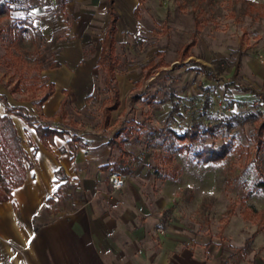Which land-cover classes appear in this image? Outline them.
Returning a JSON list of instances; mask_svg holds the SVG:
<instances>
[{"label": "rangeland", "instance_id": "374dc122", "mask_svg": "<svg viewBox=\"0 0 264 264\" xmlns=\"http://www.w3.org/2000/svg\"><path fill=\"white\" fill-rule=\"evenodd\" d=\"M33 4L24 0L10 14L0 15V87L9 92L12 103L22 102L35 113L45 91L41 86L48 84L38 58L48 68L47 62L62 55V45L71 42L84 21L76 15L80 12L74 4L66 14L74 33L61 27L44 34L28 13ZM134 5L138 12L133 17L126 5L119 6L114 83L120 103L111 111L109 123L101 125L109 92L103 71L95 64L88 68L86 90L79 81L74 92L67 87L58 122L92 143L85 147L94 152L98 163H112L120 156L129 168L125 185H141L146 200L159 197L170 204L162 209L163 217L175 216L177 224L216 244L225 255L230 252L241 261L264 264V221L259 220L260 213L264 216V191L253 187L257 172L264 174V137L258 146L252 138L253 122L229 121L231 114L247 108L236 100L252 105L264 100V0H134ZM94 11L95 23L86 27L94 39L82 44L86 58L96 55L108 18L102 5ZM89 15L87 10L81 16ZM24 17L33 28L19 32L24 24L19 19ZM83 91L91 96L77 103ZM174 102L178 111L171 115ZM199 114L203 128L215 126L212 132L201 133L203 142H230L220 161L197 162L192 148L180 147L167 129L174 126L181 131ZM154 128L161 129L162 135L155 134ZM112 138L120 140L131 155L124 154L115 141L107 152L106 143ZM168 154L177 164L175 177L168 173ZM108 171H102L100 179L105 180ZM57 195L49 207L71 209L74 199L77 203L83 198L74 184L67 183ZM53 215L54 210H48L42 219Z\"/></svg>", "mask_w": 264, "mask_h": 264}, {"label": "crops", "instance_id": "0c3cea01", "mask_svg": "<svg viewBox=\"0 0 264 264\" xmlns=\"http://www.w3.org/2000/svg\"><path fill=\"white\" fill-rule=\"evenodd\" d=\"M33 2L28 13L33 17V24L39 25L44 34H51L61 27L74 33V26L69 27V16L66 15L71 13L74 4L80 12L76 15L84 21L80 22L81 30L71 42L62 45V55L55 57L59 65L41 69L42 75L48 78L47 83H53L54 91L32 113L61 124L59 110L63 108L62 99L67 101V87L74 92V83L79 81L86 90L88 68L93 64L96 66L101 40L94 58L84 57L82 50L84 42L94 39L92 31L86 28L88 22L95 23L94 8L102 5L108 16L101 39L109 15L105 0ZM122 4L128 7L131 16L136 6L134 0H114L118 13L114 47L121 29L119 6ZM56 9L58 12L53 13ZM87 10L90 18L81 16ZM87 93L83 91L76 102L82 103ZM0 94L6 96L10 105H23L31 112L22 102L12 103L9 92H2L1 87ZM4 111L0 100V114ZM10 116L28 160H24L22 182L11 189L8 199L0 200V264H250L231 257L230 252L225 255L216 244L192 234L177 224L175 216L163 217L162 209L166 210L170 204L162 203L159 197L146 200L141 185L124 184L113 189L107 177L120 156L112 163L108 160L98 163L94 152L86 150L85 146H90L91 142L88 144L82 138L84 144L74 142L71 150L68 136L54 135L51 140L40 138L22 118L15 114ZM113 142L114 138L107 141V152ZM106 164H109L108 168L102 167ZM105 169L109 170L106 183L104 178L100 179ZM66 183L74 184L83 198L77 203L74 199L75 206L71 209L49 207ZM48 210H54V215L43 221Z\"/></svg>", "mask_w": 264, "mask_h": 264}, {"label": "trees", "instance_id": "16d2710c", "mask_svg": "<svg viewBox=\"0 0 264 264\" xmlns=\"http://www.w3.org/2000/svg\"><path fill=\"white\" fill-rule=\"evenodd\" d=\"M22 0H0V15H8L10 12L17 7L19 2ZM106 11L109 15V19L101 39V47L96 59V66L100 67L103 71V82L104 88L109 92V95L106 96L103 101L102 106V122L101 125L106 127L109 123L111 117V111L116 109L119 105L118 91L115 88V77H114V68L116 65V54H115V38L114 33L116 31V20L118 18V13L114 7V0H105ZM26 7V6H25ZM138 12L137 5L133 9V14L136 16ZM19 21L23 22V25L18 27L19 32L29 31V27L33 28L31 23L27 18H20ZM193 43V40L185 45L184 50L186 51L188 47ZM40 62V70L44 68V63L38 58ZM49 67L58 66L59 63L56 60H51L47 62ZM206 73H209L206 70ZM45 89L44 93L41 95L37 104L42 103L48 95L54 91L53 83H48L47 86H41ZM91 95L88 94L85 96L87 100ZM0 100L4 104L5 111L3 114H0V200H6L10 197V191L14 186L19 185L24 177L25 165L24 160H28L27 153L22 146L21 139L17 130L14 126L10 114H15L22 118V120L29 126L33 127L36 131V134L40 138L52 139L54 135L65 137L68 136V145L71 150L74 148V142L78 144H84L82 137L76 132L70 131V129L64 125L56 124L52 121L42 119L41 117L30 112L23 105H10L4 94H0ZM240 105H244L247 108L239 111L237 113L231 114L229 121L235 122L237 124H244L245 122H253V133L252 138L256 145H261L264 137V100L257 101L256 104H249L248 101L236 100ZM65 104V98L62 99L61 105ZM174 111H178V105L174 102L170 114L172 115ZM228 121V122H229ZM225 123L219 122L218 124ZM215 126H207L203 128L202 120L200 114L191 118L190 123L186 124L181 131L176 130L174 126H168L167 129L169 133L178 141L181 142L180 147L192 148L193 157L197 162L207 163V162H217L222 160L227 154L230 148L229 141H222L219 144L215 142H203L201 136L202 132H212ZM115 132L114 137H116L120 131ZM154 133L157 135H162V131L159 128H154ZM126 133V138L129 139L130 133ZM113 140V138H112ZM114 141L117 143L118 147L124 154L131 155L127 151L120 140ZM198 145V146H197ZM133 159L138 160L136 156H133ZM167 162L170 163L171 169L169 170L171 176H176L177 164H172V155L168 154L166 156ZM29 166L31 163L29 162ZM108 168L109 164L102 166ZM112 169H117L122 173H128V166L123 165L121 159L118 162L113 164ZM60 172V170H58ZM255 189H261L264 191V174L261 171L257 172L256 179L253 183ZM245 211V212H244ZM243 215L248 217V212L243 210ZM256 215V214H255ZM257 216V215H256ZM259 220L264 221V216L262 213L259 214ZM264 228V224L261 225ZM259 229V228H257ZM240 250V248H239Z\"/></svg>", "mask_w": 264, "mask_h": 264}, {"label": "built area", "instance_id": "2783aa9c", "mask_svg": "<svg viewBox=\"0 0 264 264\" xmlns=\"http://www.w3.org/2000/svg\"><path fill=\"white\" fill-rule=\"evenodd\" d=\"M107 178H108V182H109L110 186L113 189H119V188L123 187L125 184V180H126V176L117 169H111L109 171ZM16 249H17V251H21V249H19V248H16Z\"/></svg>", "mask_w": 264, "mask_h": 264}]
</instances>
